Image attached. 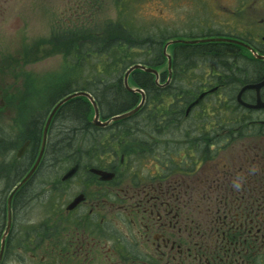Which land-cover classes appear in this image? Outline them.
Instances as JSON below:
<instances>
[{
  "label": "flooded vegetation",
  "instance_id": "1",
  "mask_svg": "<svg viewBox=\"0 0 264 264\" xmlns=\"http://www.w3.org/2000/svg\"><path fill=\"white\" fill-rule=\"evenodd\" d=\"M257 2L241 0L232 18L260 9ZM245 28L195 38L237 39L264 54L257 26ZM209 43L248 55L235 42ZM233 77L213 73L214 81L173 109L183 112L171 128L169 106L163 113L161 106L142 107L143 145L135 138L121 147L93 129L100 135L80 139L61 161L56 143L61 149L64 123L58 112L40 155L52 106L40 112L36 131L31 121L17 132L0 120V264H264V108L241 105L237 94L253 81L235 86ZM186 92L170 91L181 97ZM219 92L221 102L234 92L238 106L215 105ZM261 95L264 100V87ZM242 98L254 102L255 90ZM208 100L213 105H203ZM4 107L10 113L15 108Z\"/></svg>",
  "mask_w": 264,
  "mask_h": 264
},
{
  "label": "rangeland",
  "instance_id": "2",
  "mask_svg": "<svg viewBox=\"0 0 264 264\" xmlns=\"http://www.w3.org/2000/svg\"><path fill=\"white\" fill-rule=\"evenodd\" d=\"M257 1L261 8H248L238 21L232 18L236 13L232 9L238 10L241 0H132L128 19L132 28H145L142 33L151 30L174 38L215 35L226 28L242 32L247 26H257L264 35V0ZM120 5L117 0H0V120L9 129L20 132L32 107L48 106L50 97L67 87L71 71L65 64L67 47L61 44L69 41L72 31L83 25L99 33L106 23L123 21L121 14L125 19L126 14L119 11ZM172 48L167 51L172 53ZM140 56L136 54V62ZM158 69H167L166 59ZM223 97L219 92L216 102ZM7 104L15 107L11 113L1 108ZM206 104L213 105L211 100ZM135 119L141 117L135 115Z\"/></svg>",
  "mask_w": 264,
  "mask_h": 264
},
{
  "label": "trees",
  "instance_id": "3",
  "mask_svg": "<svg viewBox=\"0 0 264 264\" xmlns=\"http://www.w3.org/2000/svg\"><path fill=\"white\" fill-rule=\"evenodd\" d=\"M117 2L119 4L121 3L120 6H123L119 11L124 15L126 14V19L121 14L123 21L108 22L106 23L104 30L99 33L84 29L82 25L78 27L81 31L75 29L72 31L74 35L69 38V41H66L65 45L61 44L62 46L67 47L65 56H67L69 60L65 64H69L68 67L70 68L71 75L67 87L63 91L50 97L47 108L70 92L85 90L89 91L97 101L101 116L103 118H108L134 107L140 100V94L138 92L128 91L123 81L126 70L134 63H137L135 61V58H137L136 54H141L138 62L152 65L156 68L161 67L165 63L166 57L163 53L164 44L174 37L156 34L151 30L145 34L142 33L145 28H132L128 19L129 7L132 0H117ZM240 34L245 35V33ZM206 35H212V33H201L198 36ZM180 37L181 36H176L175 38ZM209 42L216 41H206L204 43L190 45L181 42L172 44L173 79L170 85L162 86L156 83L155 75L153 73L146 72L142 69L134 70L130 74L129 81L131 85L133 82L135 86H139L145 91L146 103L144 106H161L163 109H161L162 111H159L160 113H163L165 108L169 106L170 109L168 108L169 110L167 111L171 123L173 120H178L177 116L179 111H181L180 118H182L183 110L173 109L175 107L180 108L183 107V105H186L185 103L189 99H192L195 94L199 93L201 88L203 89L204 84L214 81L212 78L213 73L219 72V69L221 71L224 70L220 65H210L207 64V62L212 60V62L215 63L216 60L213 59L215 56L220 57L218 55L219 50H223L227 55L229 53L235 55L238 53L241 54L236 47L224 43ZM242 50L246 51L248 54L247 56L241 54L246 58L244 63L252 65H250V69L244 73L248 72L252 75L258 76L253 79L242 77L237 75L236 71L233 69V84L235 86L264 77V61L254 58L246 49L243 48ZM159 70L161 83H165L168 71L167 69ZM210 75L211 77H209ZM182 78L185 80L183 81ZM183 88L188 91V93L186 92V95L182 97L170 93L172 90H180ZM234 96L233 92L227 96V100H223V102L218 101L215 105H237ZM179 99L180 101H183V104L178 102ZM47 108H45V110ZM57 112L60 115H64L61 122L64 123L62 126L64 134L62 135L65 136L59 143L60 145H63L67 140H72L78 136L79 131L75 129L76 126L71 128V125L80 126L84 123L92 130L94 129L103 132L106 138L117 141L114 144H120L121 147L126 146L128 142H132L135 138L143 141L145 139L138 138V130L142 127L135 126V122L139 121L136 119L134 120L135 115L112 122L107 127H97L94 125L91 122L94 116V108L90 100L85 96H78L68 100ZM141 112L142 111L140 110L138 114ZM26 117L25 122L31 121V127L35 129V124L38 123L39 118L35 117L30 119L29 114ZM31 127L30 129L33 130ZM118 127L121 128L120 131L118 130ZM36 130L37 128L35 131ZM143 130H145V128ZM97 135L99 136L100 134ZM0 137L2 139L5 138L3 134H1ZM12 137L10 143L11 145H14V143H17L18 136L15 134ZM82 138L84 137L79 135L73 145L77 146L76 144H79L80 139ZM141 140L137 144L143 145L144 143L141 142ZM109 144L110 143H107L106 146L108 147Z\"/></svg>",
  "mask_w": 264,
  "mask_h": 264
},
{
  "label": "water",
  "instance_id": "4",
  "mask_svg": "<svg viewBox=\"0 0 264 264\" xmlns=\"http://www.w3.org/2000/svg\"><path fill=\"white\" fill-rule=\"evenodd\" d=\"M178 41H181V42H184V43H197V42H205V41H231V42H236V43H239V44L245 46L246 48H248L253 53V55L256 58L264 59V54H261L258 51H256L250 44H248L246 42H243V41H240V40H237V39H231V38H225V37L199 38V39H191V40L175 39V40H170V41L166 42L164 44V47H163V53L168 59L169 70H171L172 57L168 53L167 49H168V46L170 44L176 43ZM136 69H142V70H144L146 72L153 73L155 75L156 83L161 84V83H159V75H160L159 71L155 67H153L151 65H146L144 63H139V62L131 65L126 70V72L124 74L125 87L127 88L128 91L139 92L141 94V100L132 109L123 111L121 113H117V114L112 115V116H110V117H108L106 119H103V117L101 116L100 109H99L97 101L95 100V98L93 97V95L89 91H85V90H76V91L70 92L67 95H65L64 97L60 98L58 101H56L54 103L53 107H52V110L50 112V115H49L48 120H47V122L45 124V127H44L43 140H42V149H41L40 155L43 153V150H44V147H45V142H46V138H47V130H48V127H49V124H50V121H51L53 115L57 112V110L60 108V106H62L65 102H67L68 100H70V99H72L74 97L85 96V97H87L90 100V102H91V104H92V106L94 108V116H93V119H92L91 122L94 125L98 126V127H106L107 125H109L113 121L124 119V118L130 117L133 114H135L144 105L145 100H146L145 91L142 88H140V87H133L129 83V76ZM170 76H171V72H170ZM169 81H170V78H169L168 81H166V83L161 84V85L168 84ZM263 87H264V78L261 79L260 81H257V82H250V83L244 84V86H242V88L240 89V91L237 94V101L241 105H243L245 107H248V108H254V109L264 108V100H263L262 95H261V90H262ZM248 89H253L256 92V100L254 102H248V101H246V100H244L242 98L243 92L245 90H248ZM205 94H206V92L201 93L199 95V97L193 103H191L190 106H192L193 104L198 102L201 98H203V96ZM25 148H26V145H23L19 149L18 155H21L24 152ZM73 171H75V168L73 169ZM72 172L69 173V174H72Z\"/></svg>",
  "mask_w": 264,
  "mask_h": 264
},
{
  "label": "bare ground",
  "instance_id": "5",
  "mask_svg": "<svg viewBox=\"0 0 264 264\" xmlns=\"http://www.w3.org/2000/svg\"><path fill=\"white\" fill-rule=\"evenodd\" d=\"M218 55L220 57L215 56L214 59H213V60H216L215 63H213L212 60H211V61L207 62V64H210V65H220V66H222L224 68V70H222V71L227 72L228 74H230V76H234L233 69L236 71V74L237 75L242 76V77H249L250 79H253V78H255V77L258 76V75H252L251 73H248V72L247 73H244L245 71L249 70L252 65L249 64V63H244L245 60H246V58L244 56H242L241 54L238 53V54L235 55L233 53H230L229 55H227V54L224 53L223 50H219ZM173 93H175V92H173ZM41 107H42V110H41ZM41 107L40 108H37V109H32L30 111L29 115H30V118L31 119L32 118H35V117H38L40 115V112L44 113L46 111L45 108H47V106H41ZM145 114H146V112L144 113V115ZM168 115H169V113H168ZM169 118H170V116H169ZM145 121H146L145 120V117L144 118L142 117L141 120L135 122V126L141 125ZM155 121H162V120L161 119H156ZM177 121H180V119L177 120ZM169 122H170V120H169ZM171 125H172V123H171ZM171 125L169 126L170 128H171ZM68 126H70V125H68ZM75 126H76L75 129L77 131H79L78 136L79 135H82V137H84L85 139H89L90 141L92 139H96L97 133H95L87 124L84 123V124H82L80 126L71 125L70 127L71 128H74ZM36 128L37 127H35V129ZM157 128H158V126H157ZM35 129H33L32 131H35ZM118 130L120 131L121 128L118 127ZM62 134H64V133H62ZM32 135H33V138H35L36 132L32 133ZM64 136H62V138ZM78 136H76L72 140H70V139L67 140V142L65 144H63V145L60 146L61 149H59L58 142L56 143V145H57V149H56L57 156H59V160L60 161L64 158L65 154L68 153L69 147H71L75 143L76 138Z\"/></svg>",
  "mask_w": 264,
  "mask_h": 264
}]
</instances>
